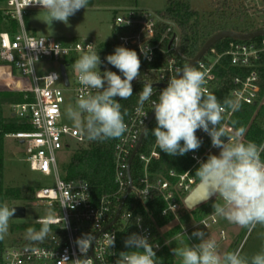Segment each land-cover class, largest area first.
Instances as JSON below:
<instances>
[{
    "label": "built area",
    "instance_id": "built-area-1",
    "mask_svg": "<svg viewBox=\"0 0 264 264\" xmlns=\"http://www.w3.org/2000/svg\"><path fill=\"white\" fill-rule=\"evenodd\" d=\"M6 1L10 8L4 9L5 14L16 18L20 26L15 34H10L7 31L0 33V63L8 65L16 73L13 82L16 80L20 82L18 91L25 92L26 99L29 98L28 94L33 97L31 101L12 103L13 115L27 119L33 130L19 131L12 133L11 136L19 139L25 147L26 160L29 162L31 170L46 176H54L56 185L36 189L34 198L37 203L54 208L60 212V215L37 219V224H41V221L47 219L51 226V231L43 243L31 245L39 249L38 253L25 251L30 242L14 244L3 249L1 264H65V261L61 260L65 256L70 260L68 264H71V260L81 256L75 243L76 239L89 233L96 235V241L87 253V258H91L93 264H115L122 248L121 238L125 233H128L127 236L132 233L147 236L154 245L156 254L165 246H170L174 238L164 237L160 233L156 219L149 214L144 215L135 207L138 204L146 206L156 196H160L165 203L161 216L177 220L178 212L185 206V198L199 182L192 174V170L200 166L201 162H205L207 155H219L220 152L219 148L212 146L211 137L203 130H198L202 143L209 141V144L202 154L191 153L194 164L184 172L171 169L166 175L155 176L149 166L153 160H159L162 153L155 140L148 152H142L144 138L129 163L132 153L139 143L143 128L153 112L152 101L158 99L160 91L167 86L168 80L176 74V70L182 69L186 65V61H183L180 53L181 37L177 32V25L151 10L119 9L120 11L115 15L114 23L120 34L116 39L117 44L102 50L99 54L102 61L101 72L111 70L122 76V73L109 64L105 58L107 55L113 54L117 46L135 50L141 63L145 62L146 65L140 68V75L138 79L132 81V87L135 85L144 86V83L147 82L153 86V95L143 106V111L147 112L145 117L136 112L137 104L124 121L128 130L122 137L117 138L114 147L115 189L98 196L93 193L88 180L82 178L67 180L61 177L56 151L65 145L70 146L69 141L72 139L79 143L86 141L82 129L63 122L62 105L65 102L64 93L66 91H74L76 99L89 91L95 94L96 90L85 89L79 83L76 72L72 82L68 68L73 67L75 62L72 54L83 53L89 44H92V49L97 52L99 47L93 39L62 41L51 36L31 35L25 27L24 15L28 8L40 6L30 4L31 0ZM28 44L37 45L38 48L33 50L27 47ZM141 47L150 49L149 58H145L140 51ZM224 47L221 52H218L212 46L196 64L199 67L202 63L207 70L205 83L207 91L211 93L222 83L215 68L222 57H228L231 65L248 69L247 73H237L231 78L230 94L233 100L237 101L238 105L263 103L260 67L264 56V35L255 41L231 38ZM208 54L209 56L206 58ZM42 59L58 61L59 69L48 71L39 76L35 65ZM154 63L155 66H149ZM63 65L68 84L62 75L61 67ZM52 75H56L58 78L56 79ZM233 112L229 109L224 113L226 119L222 125L224 132L229 133L226 138L234 141L237 139L236 131L228 122ZM85 183L88 184L86 192L80 186ZM131 184L132 189L124 202L118 220L108 226L116 217L121 200ZM129 198L134 202L130 203L131 207L124 211ZM65 202H68L69 207H63ZM71 202L73 207H71ZM172 205L174 209H172ZM165 209L167 214H165ZM137 218H139V224ZM122 220L124 223H121ZM218 221V217L212 214L195 223V226L209 229ZM187 233L188 229H184L181 235ZM109 234L115 236L114 247L110 249L106 243ZM220 236L222 241L226 239L223 230L220 231ZM157 244L158 248L155 247Z\"/></svg>",
    "mask_w": 264,
    "mask_h": 264
},
{
    "label": "clouds",
    "instance_id": "clouds-1",
    "mask_svg": "<svg viewBox=\"0 0 264 264\" xmlns=\"http://www.w3.org/2000/svg\"><path fill=\"white\" fill-rule=\"evenodd\" d=\"M30 4L39 5L51 23L60 21L67 24L69 17L82 8L87 9L89 0H31ZM27 47L33 50L38 48L34 44ZM140 51L145 58H149V48L141 47ZM105 59L122 73L123 78L111 70L100 71L102 61L98 52L92 49V44L87 45V50L72 65L79 83L85 89L96 90L95 94L89 91L81 95L75 107L69 105L66 109L68 118L75 127L82 129L89 141L120 138L128 130L124 122L127 112H121V104L116 98H130L133 95L132 81L140 75L141 60L135 50L117 46L114 53ZM206 76L207 70L202 63L198 68L186 64L176 70L167 86L160 91L158 99L151 103L156 120V127L151 133L160 151L170 156H183L189 151L198 150L202 141L196 135L197 130L207 133L212 146L219 148L220 152L219 155L210 154L196 170L204 196L218 195L223 203L213 204L214 214L251 231L257 224L264 225V159H261L264 145L243 142L241 138L246 131L243 127L237 130L236 140L225 137L223 114L229 109L238 110L239 105L232 99H225L221 103L208 92L205 88ZM152 95L153 86L145 82L136 108L142 117L147 115L143 106ZM145 131L148 129L145 128ZM80 186L86 192L88 184ZM63 207H69L68 202ZM15 211L16 207L0 204V240L7 235L9 221ZM50 231V221L47 219L41 221L39 230L27 228L25 238L30 245L26 246L25 251L38 253L39 249L31 245L43 243ZM192 235L199 243L172 249L174 256L181 258L182 264H264V249L251 258L241 255L240 250L221 253L217 241L206 238L205 232L197 230ZM95 241L96 238L90 233L78 237L75 243L81 256L71 260V264H93V260L87 258V253ZM106 243L109 249L114 247V234H109ZM124 244L129 250L121 251L115 264H157L154 245L147 236L132 233ZM61 260L65 264L70 261L67 256Z\"/></svg>",
    "mask_w": 264,
    "mask_h": 264
},
{
    "label": "rangeland",
    "instance_id": "rangeland-1",
    "mask_svg": "<svg viewBox=\"0 0 264 264\" xmlns=\"http://www.w3.org/2000/svg\"><path fill=\"white\" fill-rule=\"evenodd\" d=\"M186 3L191 10L197 12V18L202 23L212 19L216 20V11L225 12L227 16H238L245 19H235L222 25L223 28H238L239 30H253L264 27V0H229V7L226 9L222 5V0H89L87 9H80L75 15L69 17L68 23L60 21H49L46 12L41 7L28 8L24 15V24L29 34L35 36H51L62 41H76L82 39H93L98 48V55L102 50L113 47L116 43L120 31L116 28L114 19L119 9L137 8L142 10H151L158 15L166 16V11L171 3ZM224 7V8H223ZM6 0L0 1V9H9ZM224 9V11H223ZM216 13V14H215ZM239 26V27H236ZM241 32V31H239ZM75 61L80 58L82 53L72 54ZM209 54L206 58H208ZM58 61L42 59L36 62V72L39 76L48 71L59 69ZM100 66V71H101ZM68 73L72 82L74 81V68H68ZM20 74V72H18ZM16 73L6 64L0 63V98L5 91H18L13 87V79ZM42 84V82H41ZM65 102L63 103V122L73 126L74 123L68 118L66 109L69 105L76 106V97L74 91L64 93ZM1 119L18 118L13 115L14 109L12 103L4 102L0 112ZM156 120L151 123L152 129ZM0 128V193L2 194V203H7L10 207L14 205L26 206V216L23 218H11L9 221L8 233L3 239L4 247L18 244L16 240L25 242L26 227L36 223L39 218L56 217L60 212L49 206H44L35 201L34 191L41 187H54L56 181L54 176H46L40 172L33 171L29 162L26 160L27 153L20 140L11 136L12 133L1 135ZM243 140V137L241 138ZM154 142V141H153ZM70 146H63L56 151L59 172L62 178L65 168L70 162L72 155L83 143L77 140H70ZM147 142L144 140L142 151ZM150 147V146H149ZM0 197V199H1ZM211 204H204L193 210L185 211L183 208L178 212V219H170L159 230L160 233L170 239L174 238V248L192 246L199 243V240L192 235L193 232L200 230L205 232L206 238H213L219 245L221 253L240 250L241 255L251 258L254 254L264 249V225L257 224L255 228L249 231L248 228L241 227L229 222L227 219L218 217V223L207 229L203 226H195L203 218L214 214V203H223L217 195L210 200ZM209 201V202H210ZM1 204V203H0ZM129 203L124 207L128 209ZM191 218L189 226L183 224L186 218ZM198 217V218H197ZM202 218L199 220V218ZM124 223V220L121 221ZM184 229L188 233L181 235ZM225 232V240H221L220 231ZM22 237L21 239H19ZM17 242V243H16ZM181 262V258L178 257Z\"/></svg>",
    "mask_w": 264,
    "mask_h": 264
},
{
    "label": "trees",
    "instance_id": "trees-1",
    "mask_svg": "<svg viewBox=\"0 0 264 264\" xmlns=\"http://www.w3.org/2000/svg\"><path fill=\"white\" fill-rule=\"evenodd\" d=\"M1 1V0H0ZM229 0H222V5L226 7V9L230 6ZM223 7V8H224ZM224 11V9H223ZM217 16L216 20L212 19L207 21L206 23H202L197 18V12L191 10L186 3L177 2L171 3L166 11V16L164 19L174 22L180 30L181 33V42H180V53L182 59L193 57L197 51L200 49L202 44L214 33L221 30H234L241 32H249L252 30H239L238 28H223L222 25L225 23H229L235 19H245L238 16H227L225 12L220 13V10L216 11ZM215 13V14H216ZM19 21L16 18H13L11 15L5 14L4 9H0V33L1 32H9L10 34H15L19 30ZM239 27V26H236ZM257 29V28H255ZM253 29V30H255ZM260 37H257L255 40H258ZM231 40V38H225L218 41L213 47L221 52L225 47V43ZM160 57H162L160 55ZM145 62L141 63V67H144ZM149 66L153 67L154 64H150ZM198 68V66H195ZM248 69H241L236 66L230 64L228 57H222L220 59L219 64L215 68L216 74L221 78L222 83L212 90V94H214L217 99L223 103L225 99H232L230 94L231 88V78L237 73H247ZM260 72L262 75V90L261 94L264 95V56L262 59V65L260 67ZM142 85L133 86V95L126 99L122 100L117 97V101L121 104V112H127V115L124 117V121L131 113L132 109L138 104L139 93L142 90ZM4 95L3 98H0V112L1 107L4 102L7 103H22L24 101H31L33 97L31 94H28L29 98H25L26 93L22 91H5L2 92ZM1 95V93H0ZM1 114V113H0ZM224 115V114H223ZM155 118V117H154ZM226 116L224 115V119L222 124L224 123ZM154 119L152 120V122ZM151 122V123H152ZM229 124L237 130L240 127L246 129L245 134L243 136V142H254L258 146L264 145V102L261 104H240L238 110H235L231 117L229 118ZM151 125V124H150ZM156 127V124L153 128ZM0 128L2 130L1 135H5L8 133H16L19 131H31L33 130L32 125L29 123L27 119L20 120L16 118H10L8 120L1 119ZM150 128V127H149ZM145 134L144 140L147 142L145 149L143 151L148 152L150 147L155 140V137L152 135L151 130L149 129ZM85 135V133H84ZM197 137L199 138L198 130L196 132ZM229 133L225 131V137L228 136ZM86 137V141L78 147L75 153L72 155L69 164L65 168L63 173L64 179H86L92 186L93 193L95 195H102L104 193H108L115 189L114 184V147L117 141L115 139H107L103 141H89ZM183 143V142H181ZM144 144V141H143ZM142 144V148H143ZM209 141L206 143H201V146L198 150L189 151L183 156L175 155L170 156L167 153L161 151V158L159 160H153L150 163V170L155 174V176L166 175L169 170L175 169L179 172H184L187 169L191 168L194 164V160L191 157L192 152L203 153L206 150ZM142 151V149H141ZM142 151V152H143ZM210 155V154H209ZM206 156V160L208 156ZM261 159H264V152L261 153ZM199 166L195 167L192 170V174L199 180L196 175V170ZM0 193V197H1ZM2 197L0 199V203L2 204ZM131 198L128 200V208L131 207L130 203H133ZM212 202L208 201L207 204H211ZM206 204V203H205ZM204 205V204H203ZM202 206V205H201ZM165 207V203L160 196H156L152 201L146 204V206L139 205L136 210H139L144 215H151L156 219V223L161 228L166 224V222L170 221V217L161 216V211ZM134 208V209H135ZM185 211H188L185 206L182 207ZM190 213V211H188ZM195 213L196 211H191ZM191 218H186L184 220L185 225L189 226L191 224ZM198 218V217H197ZM202 219L201 217L199 220ZM34 227L37 230L40 229L41 224H31L26 227ZM51 227V226H50ZM127 234H123L121 238L122 248L121 251H128L126 248L124 241L127 239ZM20 237L19 239H21ZM25 242H29L26 238ZM4 240H0V264L4 247ZM19 243L20 240H16ZM16 242V243H17ZM174 248L173 242L170 246H165L160 252L156 254L158 261L157 264H182V261H178L177 256H174L172 249Z\"/></svg>",
    "mask_w": 264,
    "mask_h": 264
},
{
    "label": "water",
    "instance_id": "water-1",
    "mask_svg": "<svg viewBox=\"0 0 264 264\" xmlns=\"http://www.w3.org/2000/svg\"><path fill=\"white\" fill-rule=\"evenodd\" d=\"M174 24V23H173ZM175 25V24H174ZM176 26V25H175ZM177 28V32L179 34V36L181 37V33L180 30ZM264 35V27L262 28H258L249 32H239V31H234V30H221L218 31L216 33H214L213 35H211L200 47V49L197 51V53L191 57V58H184V60L186 61V64H190L192 66H196L197 62L204 56V54L212 47L214 46L218 41L225 39V38H232L235 40H244V41H248V40H253L257 37L263 36ZM179 52V51H178ZM62 69V75L64 77V79L66 80V83L68 84V79H67V75H66V70H65V66L63 65L61 67ZM13 87L15 88H19L20 87V82L18 80L14 81L13 83ZM155 117L154 111L152 112L147 124L145 125V127L143 128L142 134H141V138L139 140V143L137 145V147L135 148V150L132 153V156L130 158V162L132 161L134 155L136 154L137 150L140 148V145L142 143V140L145 136V128L148 129L151 121L153 120V118ZM131 179V176H130ZM132 189V184L130 185L129 189L127 190V192L125 193L124 197L121 200L120 206L118 208L116 217L114 218V220L108 225H112L114 224L119 216L120 213L122 211V207L124 205V202L129 194V192ZM213 197H215V195H207L204 196V191H203V185H201L200 181L198 182V184L194 187V189L187 195V197L184 200V205L188 210H193L205 203H207L208 201H210ZM12 207H16V211H15V215L13 218H23L26 216V206L24 205H14ZM107 226V227H108ZM106 227V228H107ZM94 237L96 235H93Z\"/></svg>",
    "mask_w": 264,
    "mask_h": 264
}]
</instances>
